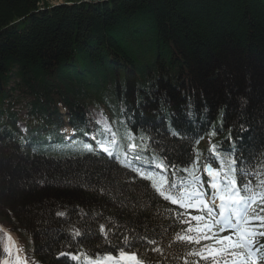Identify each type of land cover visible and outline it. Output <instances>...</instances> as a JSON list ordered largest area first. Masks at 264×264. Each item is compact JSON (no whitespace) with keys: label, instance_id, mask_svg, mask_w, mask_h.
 I'll return each instance as SVG.
<instances>
[{"label":"trees","instance_id":"1","mask_svg":"<svg viewBox=\"0 0 264 264\" xmlns=\"http://www.w3.org/2000/svg\"><path fill=\"white\" fill-rule=\"evenodd\" d=\"M50 1L0 0V249L11 247L10 255L0 251V264L8 257L70 264L61 253L115 254L112 245L125 238L140 245L146 264H208L187 255L194 244L176 240L187 228L179 205L121 159L127 151L161 163L165 187H181L213 157L234 161L236 178L257 183L258 163L264 170V84L256 87L264 70V0ZM228 75L263 105L252 108V95L234 105L213 96L214 84L228 83ZM91 107L111 117L117 144L110 159L80 141L86 133L106 134ZM248 108L263 120L233 112ZM66 126L77 133L71 141L61 134ZM196 127L213 138L212 156L197 154L198 140L179 133ZM233 135L242 151L223 156ZM254 190L261 192L257 184ZM15 231L28 234L38 256L17 245Z\"/></svg>","mask_w":264,"mask_h":264},{"label":"snow or ice","instance_id":"2","mask_svg":"<svg viewBox=\"0 0 264 264\" xmlns=\"http://www.w3.org/2000/svg\"><path fill=\"white\" fill-rule=\"evenodd\" d=\"M110 131V129H108ZM177 135V133H173ZM215 133H213L214 135ZM131 139V137H129ZM130 147L135 148L136 145L132 144ZM216 146L212 145L213 151ZM89 151L91 148L89 147ZM104 151H109L108 148H104ZM212 156V153H210ZM215 162V157L212 161L206 165V172L211 178L209 183L213 190L211 195V203L215 205V201L218 197L220 203L218 205V218L214 207L209 206V203L205 200V191L202 188V181L199 177H196L194 172H190L192 177L181 187L177 188L176 185H170L165 187L168 183L164 177L157 179L152 173H141V175L151 181V187L155 189L161 197L166 201H170L172 204H178L182 209H197L207 210L208 220L203 226L192 227L189 226L186 229H182L181 234H177V241H186L189 244H199L202 239L209 240L215 239L217 232L213 231L218 228L219 232L231 231L236 234V240L233 242L231 236L224 237L219 240H215V244H219L220 247H216L215 244L203 245L199 248H191L188 252V256H195L204 260L211 259V264H257V261L261 255L258 249L253 247L252 237L257 235V227H264V216H249L250 209L258 201L264 202V191L257 192L253 190L251 181H244L239 186L234 178L236 168L235 162L229 161V172H225L221 179H216L219 172L216 168L212 167V163ZM224 161L221 160L218 167L220 169L224 166ZM157 167H163V165H157ZM257 186L264 188V179L257 180ZM175 189V191H174ZM243 192V194H242ZM264 211V209H261ZM58 215H64V213H58ZM192 220L197 222L205 220L203 215H196L191 217ZM256 220L261 223L257 225ZM187 223V221H186ZM100 233H104V228L101 226ZM196 233V235H187L186 233ZM264 235V233H259ZM74 237L80 236L79 230H74ZM107 234L105 233V239ZM7 240L10 244L14 245L15 241L10 234L7 236ZM154 243V241H149ZM140 245L129 244L127 238L124 239L122 246L112 245L115 252H105L99 258L93 259L85 255V259L88 264H146L143 256L138 255L137 250ZM0 251L11 254V247L5 246ZM19 251V249H17ZM154 252H160L159 248L152 249ZM61 255H66L61 253ZM19 260L20 257H17ZM71 259L79 261L80 256H72ZM185 264H188L187 260ZM198 264V262H194Z\"/></svg>","mask_w":264,"mask_h":264},{"label":"rangeland","instance_id":"3","mask_svg":"<svg viewBox=\"0 0 264 264\" xmlns=\"http://www.w3.org/2000/svg\"><path fill=\"white\" fill-rule=\"evenodd\" d=\"M49 4L52 5V6H59V5L63 4V0H51L49 2ZM260 68L264 69V67H260ZM257 74L260 77L259 76L257 77L258 79L256 80V87L259 88V90H260L261 84H264V82H263L264 81V70L259 72V73H257ZM221 77H223V73L221 74ZM226 81H229V82L228 83H225V82L221 83V80L216 82L214 84L215 86H213V90L211 91V94L213 96L219 98V99H222L224 102L227 101L230 105H234L235 101L241 102V100L243 98L244 99L246 97L249 98L251 95L256 98L255 99V98H253L251 96L250 106H252V108H253V106L255 107L256 104H259V105L262 104L263 101L260 98H258V94H256V96H254V93H256V92H253L252 94H248L249 87L246 86L245 84L240 83V82H236L237 80H236L235 76H233V77L229 76ZM212 85H213V83H212ZM235 85H237V86H235ZM252 86H255V85L253 84ZM229 91H231L232 93H229ZM262 93L264 95V91L263 90H262ZM261 107L264 108V106H261ZM158 109L159 108H156V110H158ZM248 109H245V111L234 109L233 112H234V114H238V113L239 114H242V113L243 114H248V118L249 119L252 118L255 121L256 120H258V121H262L263 120L262 116H258L257 114L254 115L252 113L253 111H251L250 109H249L250 111H248ZM90 112H91L92 117L94 119H96L98 121V123H100V125L106 131L111 132V131L108 130V129H110L109 125L111 126V119H110L111 117L109 116V114L104 109H94L93 107H91L90 108ZM252 115H254L256 119ZM225 117H226V115H225ZM104 144H106L107 147H111V145L114 144L113 133L112 134L110 133V135L107 136V141L104 142ZM205 146H207V144H205ZM243 151H245V149ZM205 200H206V202H208L206 198H205ZM208 203H209V206H211L210 205L211 202H208ZM205 211H207V210H205ZM0 218H1V221H3L2 215H0ZM213 231L217 232V236L215 237V239H212L214 241L221 239L224 235H226V237H229V236H231L232 238L236 237L235 235H231V234L224 233V232H219L218 229H214ZM15 232L17 233V231H15ZM17 234H18V237L22 239L21 245H24L25 248L28 247L30 244H32L30 238L25 236V234H27V233H25L24 236H23V234H19V233H17ZM32 246H33V249L31 250V253L33 255H37L38 253H37L36 245L32 244ZM215 246L216 247H220L219 244H215Z\"/></svg>","mask_w":264,"mask_h":264},{"label":"bare ground","instance_id":"4","mask_svg":"<svg viewBox=\"0 0 264 264\" xmlns=\"http://www.w3.org/2000/svg\"><path fill=\"white\" fill-rule=\"evenodd\" d=\"M144 16V15H143ZM90 63V62H89ZM188 97V96H187ZM195 98H198V97H195Z\"/></svg>","mask_w":264,"mask_h":264}]
</instances>
